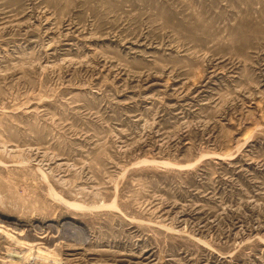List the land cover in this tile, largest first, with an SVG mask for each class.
Instances as JSON below:
<instances>
[{"label":"rangeland","instance_id":"374dc122","mask_svg":"<svg viewBox=\"0 0 264 264\" xmlns=\"http://www.w3.org/2000/svg\"><path fill=\"white\" fill-rule=\"evenodd\" d=\"M0 264H264V0H0Z\"/></svg>","mask_w":264,"mask_h":264},{"label":"bare ground","instance_id":"6f19581e","mask_svg":"<svg viewBox=\"0 0 264 264\" xmlns=\"http://www.w3.org/2000/svg\"><path fill=\"white\" fill-rule=\"evenodd\" d=\"M13 229H14V228H13ZM35 229H36V228H35ZM5 230H10V229H9L8 227L5 226ZM49 231H50V230H49ZM45 232H46V231H45ZM18 234H20V233H18ZM21 235H22V234H21ZM47 236H48V234H43V236H41V237L39 236V237H37V238H38V239H42V240H43V239L47 240V239H46Z\"/></svg>","mask_w":264,"mask_h":264}]
</instances>
